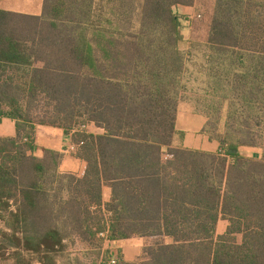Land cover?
<instances>
[{
  "label": "trees",
  "instance_id": "16d2710c",
  "mask_svg": "<svg viewBox=\"0 0 264 264\" xmlns=\"http://www.w3.org/2000/svg\"><path fill=\"white\" fill-rule=\"evenodd\" d=\"M89 1L45 0L41 16L0 9V119L16 125L0 138V252L12 264H88L67 251L65 231L83 223L79 196L98 199L101 178L112 188L109 238H153L146 259L118 253L117 264H264V154L239 152L264 136V0H215L207 40L186 50L171 7L193 0H144L122 24L90 22ZM181 101L209 117L202 132L218 152L182 147ZM38 102L52 118L33 117ZM87 121L104 130L74 136L93 182L57 174L58 153L28 154L35 126ZM62 177L75 181L67 201ZM112 253L98 252L100 264Z\"/></svg>",
  "mask_w": 264,
  "mask_h": 264
},
{
  "label": "crops",
  "instance_id": "0c3cea01",
  "mask_svg": "<svg viewBox=\"0 0 264 264\" xmlns=\"http://www.w3.org/2000/svg\"><path fill=\"white\" fill-rule=\"evenodd\" d=\"M44 1L45 0H0V9L30 16H41L43 13ZM209 1L214 8L215 0ZM88 4L90 10V22L95 23L96 21H99V23L104 24L105 20H112L115 18L119 24H122L126 21H133L137 12L142 10L144 0H90ZM198 4L200 5L199 0H193L190 4L177 3L171 7L181 20V33L184 38V45H187L188 37L192 38L188 19L191 18L190 11L195 9ZM211 19L212 16L210 22ZM198 40L205 41L204 38ZM187 48L188 46L182 47L183 50H186ZM206 122L207 118L196 113L190 104L186 102L179 103L175 127L177 130L184 132L182 143L183 148L212 153L218 152L219 142L211 140L202 132ZM103 132L104 130L94 122L87 121L85 131L87 135L95 138ZM75 133L76 132L71 131L65 132L63 128L57 126L37 125L35 126L34 132V148L32 151H29L28 154L43 159L48 156L49 152L58 153L59 160L56 168L57 174L63 177L71 175L80 181H83L87 176V180L92 181L89 179H92L93 177L87 175L88 162L82 146L78 147L75 153L64 151L66 145L75 142ZM15 135V120L6 117L1 118L0 138L14 137ZM239 152L241 155L252 157L254 159H260L262 155V150L257 147H240ZM168 157L167 154H163V158ZM63 177L58 179L54 185L58 187V183H62L65 186L61 193V199L67 201L70 196L75 195V181L68 183ZM94 182L98 191V199L93 200L90 197L79 196L83 201L85 214L79 216V219H81L83 223L77 225V230L69 228L65 231L67 236L64 239V245L67 247V251L76 254L82 261L88 264L91 262L100 264L101 254L98 256V252L101 253L103 248L110 249L111 252H116V254L120 253V260L126 263H133L146 259L144 248L152 242V237L133 235L125 239L113 240L111 243L103 246L98 238L96 239L93 236L91 238L90 236L85 237L81 235V233H98L106 228L109 230L114 217L113 210L110 207L113 202L110 183L101 178L99 180H97V178L94 179ZM69 190L70 192H68ZM166 242L169 243L170 239H166ZM92 256L94 257L93 259ZM60 262L61 260L58 259L57 263L60 264ZM36 263L42 264L38 261L34 264Z\"/></svg>",
  "mask_w": 264,
  "mask_h": 264
},
{
  "label": "rangeland",
  "instance_id": "374dc122",
  "mask_svg": "<svg viewBox=\"0 0 264 264\" xmlns=\"http://www.w3.org/2000/svg\"><path fill=\"white\" fill-rule=\"evenodd\" d=\"M199 1H200V5L198 4L195 9L190 11L191 18L188 20H189V25L191 27L190 32H191L192 38L188 37L187 41L193 40L195 42L203 43L207 40L206 38H207L210 18L212 16V12H213V5H211L209 0H203V1L199 0ZM181 30H182V27H181ZM200 38H202V39L204 38L205 41L198 40ZM184 46H188V44L184 45V42L183 43L181 42L180 43L181 49ZM35 66L36 67H42L43 64H42V62H37V63H35ZM181 102L188 103L187 101H181ZM42 103L43 102H38L40 107H31L33 117L37 120L52 118L53 112L49 109L47 110L44 107H41L40 104H42ZM188 104H190V103H188ZM208 119H209V117H207V123H208ZM222 126H223V124H221V126H219V128L221 127L223 129ZM221 128H220V130H221ZM263 137L264 136H262V138L259 139L260 146L257 147V148H260L262 150V154H264V138ZM227 226H228V221L224 220L222 217H220V219L218 220L217 225H216V230H215L216 235L219 236V235L224 234L226 232ZM236 238L239 242L241 239V235H239V234L236 235ZM104 249H107V248H104ZM112 254L116 255V252H114ZM93 258L94 257L92 256V259ZM0 264H12V261L9 259V255H8L7 250L6 251L3 250L0 252ZM36 264H38V263H36ZM106 264H107V261H106Z\"/></svg>",
  "mask_w": 264,
  "mask_h": 264
},
{
  "label": "built area",
  "instance_id": "2783aa9c",
  "mask_svg": "<svg viewBox=\"0 0 264 264\" xmlns=\"http://www.w3.org/2000/svg\"><path fill=\"white\" fill-rule=\"evenodd\" d=\"M87 122L83 124H79L78 126L74 127V129L71 132H78V131H86ZM83 145V141L80 142H71L68 145H66L64 151L69 153H75L76 149ZM97 237L102 241V244L105 246L108 243H111L112 240L109 238V230L108 228L99 231L97 233ZM107 264H117V258L116 256H112Z\"/></svg>",
  "mask_w": 264,
  "mask_h": 264
},
{
  "label": "water",
  "instance_id": "95a60500",
  "mask_svg": "<svg viewBox=\"0 0 264 264\" xmlns=\"http://www.w3.org/2000/svg\"><path fill=\"white\" fill-rule=\"evenodd\" d=\"M233 151H235V150H233Z\"/></svg>",
  "mask_w": 264,
  "mask_h": 264
}]
</instances>
